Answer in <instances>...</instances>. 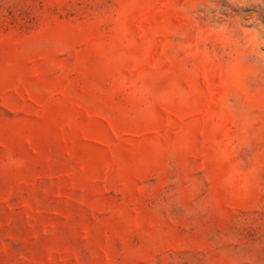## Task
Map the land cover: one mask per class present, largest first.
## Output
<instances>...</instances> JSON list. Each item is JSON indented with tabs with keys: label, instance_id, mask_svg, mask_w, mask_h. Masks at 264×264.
<instances>
[{
	"label": "rangeland",
	"instance_id": "1",
	"mask_svg": "<svg viewBox=\"0 0 264 264\" xmlns=\"http://www.w3.org/2000/svg\"><path fill=\"white\" fill-rule=\"evenodd\" d=\"M0 264H264V0H0Z\"/></svg>",
	"mask_w": 264,
	"mask_h": 264
}]
</instances>
